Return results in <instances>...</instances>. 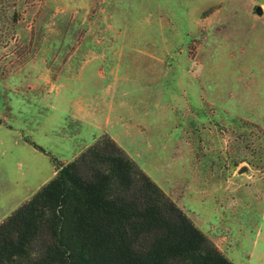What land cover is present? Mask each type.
<instances>
[{
	"label": "rangeland",
	"instance_id": "rangeland-1",
	"mask_svg": "<svg viewBox=\"0 0 264 264\" xmlns=\"http://www.w3.org/2000/svg\"><path fill=\"white\" fill-rule=\"evenodd\" d=\"M105 132L264 264V0H0V222Z\"/></svg>",
	"mask_w": 264,
	"mask_h": 264
},
{
	"label": "trees",
	"instance_id": "trees-1",
	"mask_svg": "<svg viewBox=\"0 0 264 264\" xmlns=\"http://www.w3.org/2000/svg\"><path fill=\"white\" fill-rule=\"evenodd\" d=\"M52 160L0 222V264H234L108 134Z\"/></svg>",
	"mask_w": 264,
	"mask_h": 264
},
{
	"label": "crops",
	"instance_id": "crops-1",
	"mask_svg": "<svg viewBox=\"0 0 264 264\" xmlns=\"http://www.w3.org/2000/svg\"><path fill=\"white\" fill-rule=\"evenodd\" d=\"M108 26H107V30H108ZM112 73V71L110 72ZM113 76H116V75H113ZM110 110V109H108ZM75 117L76 120H81L82 119V116L83 115H73ZM80 117V118H79ZM79 118V119H78ZM77 131V130H76ZM106 133V132H105ZM73 134V133H71ZM108 134V133H107ZM109 135V134H108ZM74 136L71 135V137ZM110 136V135H109ZM111 137V136H110ZM112 138V137H111ZM113 139V138H112ZM115 141V139H113ZM117 143V141H115ZM118 144V143H117ZM37 145V144H36ZM119 145V144H118ZM39 146V145H38ZM41 147V146H40ZM121 147V146H120ZM43 148V147H42ZM122 148V147H121ZM37 149V148H36ZM123 149V148H122ZM39 150V149H38ZM124 150V149H123ZM125 151V150H124ZM63 162V161H62ZM241 168L240 166H236V171H240ZM221 171V169L217 168V167H203V169L201 170L200 172V175L202 176L201 177V187L203 188L200 193L201 195H205L207 196L209 193H213L212 190L213 189H209V188H206V187H209V180L211 178H209L208 176H211V175H216V174H219V172ZM235 170L233 171V173H231V176L234 177L235 175ZM55 174V167H54V171H53V175ZM236 185L232 186L231 188V191H234V188H235ZM232 200L233 197H232ZM192 220V219H191ZM194 224L202 231L204 232L212 241L213 243L220 249V251L225 255L227 256L234 264H237L234 259H232V257H229V253L231 252V249H230V245L228 244V242L230 241V236L229 235H226L225 233L221 232L220 229L217 228L216 225H213V224H209V227L206 228V229H202L198 226L197 222L201 221L200 219L197 221H194ZM200 225V224H199ZM230 249V250H229ZM233 255H236V254H233L232 253V256ZM250 257H251V254H249V256L247 255V259H245L244 262H250ZM263 259V256H259V258H257V261ZM243 264V263H242Z\"/></svg>",
	"mask_w": 264,
	"mask_h": 264
},
{
	"label": "water",
	"instance_id": "water-1",
	"mask_svg": "<svg viewBox=\"0 0 264 264\" xmlns=\"http://www.w3.org/2000/svg\"><path fill=\"white\" fill-rule=\"evenodd\" d=\"M253 9H254L255 13L258 14V15H261L263 13L260 6H254Z\"/></svg>",
	"mask_w": 264,
	"mask_h": 264
}]
</instances>
